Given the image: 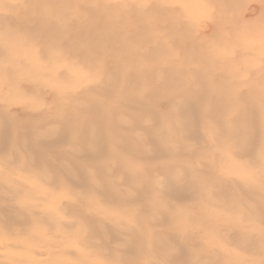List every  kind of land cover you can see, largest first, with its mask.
<instances>
[{"label": "rangeland", "instance_id": "1", "mask_svg": "<svg viewBox=\"0 0 264 264\" xmlns=\"http://www.w3.org/2000/svg\"><path fill=\"white\" fill-rule=\"evenodd\" d=\"M0 264H264V0H0Z\"/></svg>", "mask_w": 264, "mask_h": 264}]
</instances>
